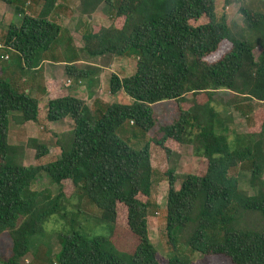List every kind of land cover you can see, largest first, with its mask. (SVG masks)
<instances>
[{
	"label": "trees",
	"instance_id": "trees-1",
	"mask_svg": "<svg viewBox=\"0 0 264 264\" xmlns=\"http://www.w3.org/2000/svg\"><path fill=\"white\" fill-rule=\"evenodd\" d=\"M13 1L0 0L20 16L18 24L7 25L1 42L18 55L21 68L30 70L58 36L60 27L47 19L58 0H35V16L20 14ZM78 2L79 14L106 6L103 13L111 19L108 27L92 26L81 34V61L134 58L133 73L119 78L109 72L107 87L109 96H125L131 103H94L91 110L69 90L82 82L91 96L88 89L96 83L99 66L75 63V56L60 61L67 80L63 85L54 80L44 84L45 120H70L71 137L56 140L59 154L54 161L23 166L21 147L7 142L8 118L18 113L14 123L36 122L37 102L0 77V234L7 233L11 243L9 256L0 264H21L53 215L64 228L56 235L59 249L53 264H159L147 234L148 205L138 199L149 196V144L170 164L183 146L204 162L202 173L184 175L177 189L173 166L165 172L164 230L170 246L165 264H191L194 254L221 256L229 264H264V9L240 8L248 31L234 36L222 17L215 19V0ZM202 19L206 22L189 25ZM223 42L230 45L227 52L207 63L204 58ZM255 48L259 51L253 56ZM111 60L100 67H108ZM201 92L207 96L205 103L192 102L186 109L177 105L176 119L159 127V138L139 150L116 136L124 122L148 132L154 125V104L181 103L187 94L195 97ZM252 102L262 111L258 132L230 130L231 112L246 118ZM46 153L39 145L34 158ZM39 174L57 188L54 197L48 189L30 190ZM64 181L100 212L97 224L107 230L115 219V205L122 204L128 232L137 241L132 253L116 251L105 236L94 234L97 231L86 233L76 214L65 216Z\"/></svg>",
	"mask_w": 264,
	"mask_h": 264
},
{
	"label": "rangeland",
	"instance_id": "rangeland-1",
	"mask_svg": "<svg viewBox=\"0 0 264 264\" xmlns=\"http://www.w3.org/2000/svg\"><path fill=\"white\" fill-rule=\"evenodd\" d=\"M118 0H111L115 5ZM12 6H17L20 10V14L26 13L30 16H35L39 10V3L35 0H15ZM250 7L252 10L261 11L264 9V0H215L214 2V16L215 19L223 18L229 31L238 35L239 31L247 33L242 13L239 12L240 8ZM80 4L78 0H58L55 10L47 18L49 21L54 22L60 27V31L54 43L45 52H41V58H48L52 61L69 60L73 56L80 57L82 60V54L80 45L81 34L90 27H108L111 24V19L107 18L103 12L106 10V6H99L89 15H81ZM262 12V11H261ZM19 14V15H20ZM20 16L17 17L13 13V7L5 6L0 3V45H2V38L6 27L9 23L18 24ZM113 21V20H112ZM206 22L205 19L201 21H190L189 25L195 27L199 23ZM3 46V45H2ZM230 48L228 42H223L218 45V48L211 54L207 55L204 60L207 63H213L217 61L227 50ZM259 49L255 48L252 51L253 56H256ZM71 57V58H70ZM1 58V57H0ZM112 59V60H111ZM92 60V59H91ZM106 60H111L110 65L106 68H102L97 73L98 79L95 80V85H92L88 91L91 92V96H87L84 90L82 94V101L93 110L94 103H117L121 105H128L131 100L127 97H112L107 93L109 72H113L118 75L119 78L130 76L134 71V58H104L98 59L97 63L101 66ZM90 60L86 59L84 62ZM106 63V62H105ZM104 63V64H105ZM110 69V71H109ZM1 70V67H0ZM22 69L18 67L12 71L8 70V74L5 77H12L14 80L16 76L22 73ZM9 72L11 74H9ZM0 71V77L1 76ZM25 87V86H24ZM16 87L18 91L22 92L24 88ZM42 88L37 93L39 99V110L37 111V120L41 121L45 118V100L42 94ZM218 97V94H217ZM223 98H227L226 94L222 95ZM95 102H93V101ZM207 101L205 93H199L195 97L187 94L185 101L183 102H161L152 106V115L154 120L153 127L146 133H142L139 129L132 127L128 122H124L115 132L116 136L126 143L131 149L139 150L143 144L151 139L159 138L158 128L167 124H170L176 119L178 115V106L183 109L189 108L192 102L203 104ZM178 105V106H177ZM241 106L245 107V103H241ZM251 110L247 111V117H240L238 114L231 112L233 115V121L229 125V129L236 133H249L254 134L259 130L261 123L260 113L261 108L257 103L250 105ZM180 108V107H179ZM246 108V107H245ZM244 108V109H245ZM219 110V109H218ZM18 117V113H10L8 118V130H7V142L15 149L21 147V159L20 162L23 166H40L54 161L59 154V149L56 144V140L59 138L62 141L70 139L71 124L70 121L65 119V123L60 126L57 124V128L49 129L41 123H31L26 127L18 126L13 122V117ZM56 134V135H55ZM143 134V135H142ZM69 136V137H67ZM42 145L46 148L47 153L39 159L34 158L35 148ZM264 147V145H263ZM180 156L174 158V163L170 164L165 161L164 155L160 149L153 144H149V163L152 169L151 186L149 196L147 198L138 196L141 202H147V217L146 227L147 234L150 243L156 252V258L159 264H165V259L170 251V246L165 239L164 230V207H165V194H166V170L173 166L175 172L176 181L174 187L177 189L181 182V178L186 174L202 173L204 168V162L191 155L190 147H181ZM234 173V172H233ZM39 177L35 180L30 190L40 191L48 189L51 198L54 197L57 188L50 185L45 175L39 174ZM62 193L64 200L62 202L64 207L65 216L68 213L76 214L81 221L82 229L87 232H95L94 234H101L105 236L111 243L113 248L119 252L132 253L137 245L135 238L128 232L126 226V210L122 204L115 205V219L110 224V229L107 230L101 225H98L100 218V212L90 203H88L84 197L74 190L69 181L61 183ZM51 204V203H50ZM48 209L44 207L43 210ZM41 211V209H39ZM63 223L56 217L52 216L44 223L43 234L38 237L37 241H34L35 248L31 249L22 259L21 264H53L55 262L56 253L59 249L57 238L58 233H64ZM92 234V233H89ZM31 241V240H30ZM10 239L7 233L0 234V259L6 258L10 253ZM48 249V250H47ZM188 254L187 252L185 253ZM191 264H229L228 260L221 256H200L194 254L191 256Z\"/></svg>",
	"mask_w": 264,
	"mask_h": 264
},
{
	"label": "crops",
	"instance_id": "crops-1",
	"mask_svg": "<svg viewBox=\"0 0 264 264\" xmlns=\"http://www.w3.org/2000/svg\"><path fill=\"white\" fill-rule=\"evenodd\" d=\"M80 48V47H79ZM0 67H1V78H3L5 81H7L10 86L15 89L17 92H21L18 91L16 89V87H20L22 88V86L24 87L22 89V92L29 95L31 98H33L34 100H36L37 102V111L39 110V99L37 98V93L40 92L41 88H42V94L43 97L45 99V94H44V89L43 86L45 83H47L49 80H54V81H58L59 83H61L62 85L65 83V79L64 78V74H63V65L64 63L60 62V61H52L48 58H41L40 61L36 64V66L32 67L30 70H25L22 67V62L19 59L18 55H16V53H14L13 51H10L8 49H5L2 45H0ZM77 62L75 63H83L86 65H90V66H94V67H98V63L93 62V61H88L87 62H83V61H79L78 56H75ZM19 67L23 70L22 73H20L18 76H16V78L13 80L12 77H5V75L8 74V70L11 69V73L12 71H14L17 67ZM100 70H102V67H100ZM110 71V69H109ZM111 72V71H110ZM9 72V74H11ZM93 79L97 80L98 77L97 75L95 77H93ZM95 85V84H93ZM85 92L87 93V90L85 88V84L82 82L76 83L72 86V88L69 90V94L72 97H75L77 99L82 100V94ZM116 97V96H114ZM110 99H112V97L110 96ZM93 101V100H92ZM46 102V100L44 101ZM94 102V101H93ZM87 105V104H86ZM88 106V105H87ZM37 119V118H36ZM68 120V119H67ZM65 119L62 120L61 122H57V123H49L45 120H36V122L34 123H39V122H43L45 124V126L50 127L49 129H55L59 126L56 127L57 124H60V126L62 124H64ZM70 121V120H69ZM33 122H26L23 124H19L18 126L21 127H26L28 125H30ZM71 124V121H70ZM72 127V124H71ZM8 135V134H7ZM56 135V134H55Z\"/></svg>",
	"mask_w": 264,
	"mask_h": 264
}]
</instances>
